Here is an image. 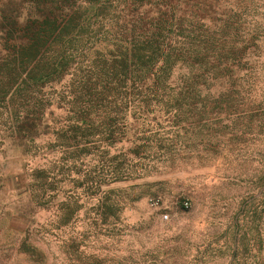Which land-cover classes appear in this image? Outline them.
<instances>
[{"label":"trees","instance_id":"16d2710c","mask_svg":"<svg viewBox=\"0 0 264 264\" xmlns=\"http://www.w3.org/2000/svg\"><path fill=\"white\" fill-rule=\"evenodd\" d=\"M150 137L244 188L231 264H264V0H0V150L27 158L6 178L21 229L72 172L90 197L141 177Z\"/></svg>","mask_w":264,"mask_h":264},{"label":"rangeland","instance_id":"374dc122","mask_svg":"<svg viewBox=\"0 0 264 264\" xmlns=\"http://www.w3.org/2000/svg\"><path fill=\"white\" fill-rule=\"evenodd\" d=\"M156 138L150 137V147L141 153L147 167L139 170L141 177L104 185L110 192L106 197H90L84 186L76 188L74 172L70 180L59 181L55 205L37 209L27 233L15 218L21 208L19 192L6 179L25 170L27 158L11 156L3 145L0 264H231L238 243L233 217L244 188L223 179L228 172L220 162L206 166L171 157L173 151L160 149ZM53 156L61 160V153ZM69 194L77 202L65 222ZM244 233L242 229L238 237L242 259ZM25 235L37 251L22 248Z\"/></svg>","mask_w":264,"mask_h":264}]
</instances>
